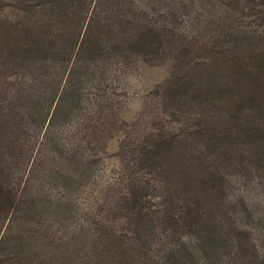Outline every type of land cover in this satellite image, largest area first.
I'll use <instances>...</instances> for the list:
<instances>
[{
    "label": "trees",
    "instance_id": "trees-1",
    "mask_svg": "<svg viewBox=\"0 0 264 264\" xmlns=\"http://www.w3.org/2000/svg\"><path fill=\"white\" fill-rule=\"evenodd\" d=\"M229 165L264 175V0H0V264H264Z\"/></svg>",
    "mask_w": 264,
    "mask_h": 264
},
{
    "label": "rangeland",
    "instance_id": "rangeland-1",
    "mask_svg": "<svg viewBox=\"0 0 264 264\" xmlns=\"http://www.w3.org/2000/svg\"><path fill=\"white\" fill-rule=\"evenodd\" d=\"M169 63L151 66L140 62L137 69L125 74L123 83L125 91L121 90V97L125 99L128 114H137L146 104L154 102L156 97L151 92L157 82H160L167 74L170 68ZM171 117V116H168ZM171 125L176 127L179 122L173 120ZM240 139V137H239ZM242 139V137H241ZM117 149L115 138L108 141L107 152L112 154ZM211 152L213 147H209ZM116 162L115 156L106 158V163L110 166ZM230 177L235 183V190L243 193L252 207L257 210H264V175L259 170L252 167L238 169L236 166H227ZM264 237V236H262ZM264 242V238L262 239Z\"/></svg>",
    "mask_w": 264,
    "mask_h": 264
}]
</instances>
